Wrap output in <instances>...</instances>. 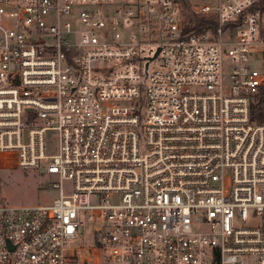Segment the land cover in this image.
Here are the masks:
<instances>
[{"label":"built area","instance_id":"1","mask_svg":"<svg viewBox=\"0 0 264 264\" xmlns=\"http://www.w3.org/2000/svg\"><path fill=\"white\" fill-rule=\"evenodd\" d=\"M258 2L0 0V166L58 179L0 264H264Z\"/></svg>","mask_w":264,"mask_h":264},{"label":"rangeland","instance_id":"2","mask_svg":"<svg viewBox=\"0 0 264 264\" xmlns=\"http://www.w3.org/2000/svg\"><path fill=\"white\" fill-rule=\"evenodd\" d=\"M259 33L264 37V7L259 14ZM223 66L225 71H229L232 61L230 57H224ZM158 60H155L150 69L156 67ZM47 139L55 151L56 134L54 131L47 132ZM58 181L56 175L45 173L42 166L36 168H18L10 165L0 166V204L4 205H46L50 204L57 196V189L52 183ZM69 183L65 181L63 188L67 189ZM85 245H92L89 238H77L70 242L72 251L78 255V264L85 262V257L77 249ZM75 264V263H67Z\"/></svg>","mask_w":264,"mask_h":264},{"label":"trees","instance_id":"3","mask_svg":"<svg viewBox=\"0 0 264 264\" xmlns=\"http://www.w3.org/2000/svg\"><path fill=\"white\" fill-rule=\"evenodd\" d=\"M181 5L188 9L189 0H179ZM258 7L261 9L264 7V0H259ZM201 21H198L195 26V30L201 29ZM251 119L256 122H264V85L260 88L254 102L250 105Z\"/></svg>","mask_w":264,"mask_h":264}]
</instances>
